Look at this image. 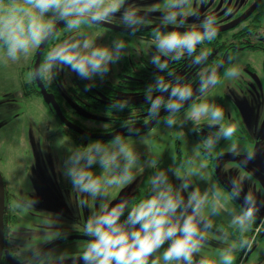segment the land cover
I'll list each match as a JSON object with an SVG mask.
<instances>
[{"label":"clouds","instance_id":"obj_1","mask_svg":"<svg viewBox=\"0 0 264 264\" xmlns=\"http://www.w3.org/2000/svg\"><path fill=\"white\" fill-rule=\"evenodd\" d=\"M190 3L191 0H166L158 25L151 29L149 43L154 51L149 62L157 71L145 88L147 114L159 119L163 111L167 114L162 121L164 125L183 127L190 122L197 133L201 122L206 120L212 131L205 140L212 148L221 140L233 137L238 128L234 121L225 119L224 104L207 98L192 103L194 95L203 96L219 83L220 76L217 66L203 67L211 49L198 48L206 41L215 40L216 17L208 14L189 21V15H197L194 10L185 11ZM113 18L130 34L141 31L148 23V13L135 0H5L0 3V49L3 50L0 55L12 62L27 57L30 50L54 36L56 24L63 21L69 36L48 50L31 77L39 80L46 74L50 83L57 71L66 67L82 79L103 78L127 54L128 45L118 35H113L108 43L98 44L89 39L82 26L111 24ZM184 61L202 69L197 73L195 90L191 82L170 67ZM238 73L239 68L233 65L225 70L224 76L236 77ZM188 104L191 107L186 109ZM126 105V99L113 101L116 110ZM139 163L134 145L129 144L127 136L117 133L109 144L93 140L66 147L62 174L72 190L110 201L113 186L131 183L140 171ZM110 167L113 171L104 175L103 170ZM143 167L151 169L155 161L148 159ZM170 171L180 180L179 184H173ZM229 183L228 197L234 201L242 198L239 210L226 206L228 197L223 196L215 182L203 192L193 189L186 196L187 185L175 169L157 168L150 176L143 198L130 205V198L123 195L89 216L81 228L87 243L78 253L32 245L23 264H69L70 261L72 264H161V261L163 264H233L235 243L222 250L218 261L194 260V254L200 252L207 240L206 233L213 226L210 216L222 211L228 213L231 225L241 233L257 218L261 207L257 193L244 192L243 182L235 178ZM34 200L35 197L31 203ZM81 203L86 206V201ZM60 235L57 233L56 237Z\"/></svg>","mask_w":264,"mask_h":264},{"label":"rangeland","instance_id":"obj_2","mask_svg":"<svg viewBox=\"0 0 264 264\" xmlns=\"http://www.w3.org/2000/svg\"><path fill=\"white\" fill-rule=\"evenodd\" d=\"M245 1L191 0L185 11L191 9L197 13L196 16L189 15L187 17L189 21L198 17L202 18L208 14L214 15L217 20V28L220 30L219 28L234 21L231 20L233 14L242 8ZM4 2L5 0H0V3ZM135 3L142 11L148 13L147 24L157 26L161 13L165 10L166 0H135ZM211 6H214V10L210 9ZM226 20L228 22H225ZM113 23L120 24L117 18H113L111 24ZM82 30L89 33L90 40L98 41L103 38L107 43L113 35L124 36L120 32L95 24L83 25ZM68 36L69 33L64 24L55 32L49 43L52 42L51 44L54 45L57 40H63ZM204 46L203 44L202 47L205 48L206 46ZM37 48L30 50L27 57H21L16 62L8 61L0 55V173L6 185V192L11 200V208L17 214L11 219V229H15L11 239V242H13L12 252L23 260L28 255L27 249L29 247L32 245L43 247L45 244L52 242L57 233L78 232L83 234L81 230L83 223L97 209L102 208L105 203L109 202L85 195L86 206L83 204L78 210L74 203L75 196L69 188L64 186V180L57 177L55 159L49 154V149L43 143V139L39 140L41 144L38 142L39 138L37 137H42L43 133L56 130L59 138L60 131L58 132V129H56V123L51 118L52 113L44 106L40 96L31 94L26 97L22 90L21 80L30 81L32 78L31 72ZM50 48L51 45L47 44L42 56L45 57ZM2 51L0 49V54H2ZM237 66H239L237 76L239 79L234 83V89L237 86L238 90L234 91L235 93L231 92V94L241 114V120L234 121L238 130L233 137L221 140L214 147L209 148L206 140L203 139L205 136L202 135L212 131L206 127V120V122H201V125L204 126L200 128L199 133L192 130L190 122L183 127L173 126L171 128L160 123L159 126L147 130L141 135L127 137L129 144L134 145L140 161L137 165L140 167L139 173H142L141 176L139 175L140 181L138 183L140 190L145 191L149 187L150 178L148 179L147 175L144 174L149 171V168H144L143 163L151 159L155 161V165L158 164V168L175 169L177 175L182 177L187 185L185 188L186 196L193 189L203 192L213 182L215 184L219 183L228 194L226 187L230 188L229 182L231 179L235 178L237 182L242 181L244 192L252 190L257 193V203L261 205L258 214L264 217V71L259 68L258 71L251 73L247 69L243 70L242 64ZM242 74H247V78ZM42 78L44 79L43 83L46 82V85L56 82L61 89H65L67 86L71 87V92L63 90V97L69 93L74 95L78 91L76 89L77 85H71L76 84L80 79L69 70L56 74L50 83L46 78V74ZM235 78L228 77L227 82L232 83L231 80ZM243 79L244 81H242ZM219 95L220 93L214 95L213 99ZM79 97L82 96L79 95ZM205 98L209 101L213 100L211 96ZM205 98H201V101ZM76 111L83 117L86 126L96 128L110 125L109 123H98L99 120L91 115L85 117V112L82 109ZM86 119L98 122H95V124H92V122L87 123L85 122ZM225 119L229 120V117H225ZM59 130L62 132V128H59ZM195 136L198 138L196 142L194 141ZM104 143L109 144L111 140ZM55 144L59 147L57 153L60 161H58L62 167L66 147L70 148L71 145L67 144L65 139H57ZM233 145H235V148H233ZM176 150L180 152L183 167L176 166ZM206 150L211 153V156L203 152ZM249 152L252 153L251 156L247 155ZM212 157L217 160L220 158L217 162V175L220 181L216 178V172L212 171L213 166L210 162ZM112 171L111 167L105 168L103 174L108 175ZM170 178L173 184L180 183L178 178L172 176L171 171ZM25 180L27 183H25ZM28 187L32 189L31 193L36 192L37 197L42 202L37 208L40 214L33 218L25 217L21 222L19 218L21 206L18 201L24 198ZM118 188L119 186H113L110 200L114 198ZM220 191L224 197H228L222 189ZM229 198L226 204L228 207H230ZM209 218L212 220L213 226L211 230L207 231V240L200 252L194 254V260L206 258L209 261H218L222 250L228 247L229 244L235 243V239L231 235L239 230L231 225L228 213L222 211L219 215L210 216ZM216 237L217 246H212ZM86 243L85 240H67L53 248L76 254ZM262 247H264V242ZM237 249L236 246L233 252V264L239 262L240 252ZM156 255L159 258V253ZM252 259L250 258L246 264L251 263ZM69 264H72V262L70 261ZM161 264H163V261H161Z\"/></svg>","mask_w":264,"mask_h":264},{"label":"flooded vegetation","instance_id":"obj_3","mask_svg":"<svg viewBox=\"0 0 264 264\" xmlns=\"http://www.w3.org/2000/svg\"><path fill=\"white\" fill-rule=\"evenodd\" d=\"M210 9L214 10V6H211ZM231 20H234L231 24L219 28L220 30H218L214 41L204 42V45L206 46L204 47L211 49V53L207 63L203 67L207 68L211 66H217L220 81L213 87L209 88L203 96L197 94L192 103H199L201 102V98L208 96H211L213 99L214 95L220 93V95L216 96L213 100L226 106L225 117H229V119L233 121H239L241 120V114L238 107L234 103L231 94V92L235 93L234 91L238 90L237 86L234 89V83L239 78H237V75L234 80H231L232 83L230 81L227 82L228 77L224 76V72L227 68L233 65L237 66L238 64H242V69H247L251 73L258 71L259 68L264 71V0H246L242 8L238 10L237 13L233 14ZM225 22L228 21L226 20ZM111 26L122 28V25L118 23H113ZM146 27H154V25L147 24ZM144 28L135 34H130L129 32H120L124 35L122 38L125 39L128 45L126 49L127 54L123 56L122 59L116 64L112 65L109 72L106 73L103 78L96 77L93 81H89L87 79L78 77L80 80L76 84L71 85H77L76 89L78 91L76 94L73 95L72 93H69L63 97V90H69V92H71V87L67 86L65 89H61L59 84L56 82H53L50 85H46V82L45 84L43 83L46 92L52 95L54 98V101L61 112L62 118L66 123L74 125L80 130L86 131L88 133L107 134L128 125L144 124L152 119V117L147 114L148 105L146 104L145 100V88L149 83L152 82L154 74L157 70L149 62L150 54L152 51H154V48L149 43L151 39V28L147 30ZM50 39L47 44H50L51 47L61 41L57 40L53 45L51 44L52 42L49 43ZM96 43L99 44L107 42L102 38L96 41ZM200 47H202V45L198 46V48ZM170 67L176 70L178 76H182L191 82L193 87L197 83V73L202 70L199 66H191L187 61L171 64ZM237 67L239 68V66ZM66 70L69 69L66 67L61 68L56 74L66 72ZM69 72L73 71L69 70ZM73 73L76 74L75 72ZM242 75L244 77L246 76L247 78V74ZM244 79L242 81H244ZM79 95L82 97L80 98ZM122 99L127 100V105L120 110L114 109L113 101ZM41 101L47 110L52 113L51 118L53 121H55L58 132L60 131V137H57L58 133L56 130L54 132L50 131L49 133L45 132L43 133L42 137H37L39 138L38 142L39 140L43 139V143L49 149V154H51L53 159H55V163L57 165L55 167L57 169L58 179L64 180V186L69 188L70 192L75 196V207H78V210H80L83 205L81 201H85V194H80L72 190L71 184L63 176L62 167L59 163L60 158L57 153L59 147L55 144V141L57 139H65L66 143L70 144L72 147V145L75 144L85 145L91 139H86L85 137L68 129L67 125L60 121L54 109L50 105L45 104L42 98ZM190 107L191 104L186 107V109ZM77 109H82L85 112V117L91 115L99 120L98 122L86 119L85 122L87 123L92 122V124H95V122H103L109 123L110 125L96 128L86 126V124H84L83 117L77 113ZM166 115L167 114H164L160 117L156 126H159V124L162 123ZM123 122L127 125L123 124ZM58 126L59 128H62V132L59 130ZM203 126L204 125H200V128ZM206 127L212 130L208 126ZM144 132L146 131H134L133 135L130 137L141 135ZM202 135L206 137L207 134ZM27 140L29 141L28 137ZM194 141H198L196 136ZM203 152H205L206 155L210 154L211 156V153L208 150ZM176 154V166L183 167V163L180 160V152L176 150ZM216 160L217 159L213 157L210 160V162L213 161V167H215V164H217ZM158 167V164H156L155 167L149 169V171L145 172L144 174L147 175L146 177L149 179ZM141 174L142 173H137L135 179H133L131 183H126L122 186H119L114 198L108 203L110 204L114 202L117 199L119 193L121 191H126L127 189L130 190L128 195L130 198V205L143 198L147 189L145 191L140 190L138 186ZM25 183H27L26 180ZM217 185L226 195H228L226 190L223 189L219 183ZM226 188L229 190V187ZM31 191L32 189H29L28 187V191H26L24 198L18 201L19 205L21 206V214L19 216L21 222L25 217L33 218L34 216L40 214V211L37 208L42 202L37 197L36 192L31 193ZM33 197H35V200L34 203H31ZM4 199V249L12 259H15L20 264H23V259L12 252L13 242H11V239L13 238V231H15V229H11V219L17 214L11 208V200L9 199V194L6 192V188ZM242 202L243 201L241 199L234 201L229 198L230 207L236 208L237 210H239V204ZM258 216H260L261 219H259ZM251 224L255 225V227L252 228L253 230L249 226L244 233L236 231V233L231 235L235 239V244L238 247L237 250H239L238 252H240L238 260L239 262L236 264H246L250 258L253 259L249 264H264V247H262V243L264 242V217L257 214V218ZM214 226L216 227V225ZM215 227L214 229L216 230ZM236 230L238 229L236 228ZM216 232L218 233L217 230ZM73 235L84 236V234L78 232L64 233L53 239L52 242L45 244L42 248L44 249L46 246L54 242H58V244L63 243L67 241V237ZM241 241H243L242 244ZM217 242L218 241L216 237L214 243H212V246H217ZM2 261L8 264L4 256Z\"/></svg>","mask_w":264,"mask_h":264},{"label":"water","instance_id":"obj_4","mask_svg":"<svg viewBox=\"0 0 264 264\" xmlns=\"http://www.w3.org/2000/svg\"><path fill=\"white\" fill-rule=\"evenodd\" d=\"M64 23L63 21H60L59 23L56 24V30L63 26ZM95 25H98L100 27H104V28H108V29H111V30H115V31H118V32H127L126 30H124L123 28H120V27H115V26H111V25H108V24H105V23H101V24H95ZM156 27V26H154ZM152 29L153 27H146L144 28L145 30L147 29ZM55 30V31H56ZM50 38L46 39L45 41H43L41 43V45L37 48V51H36V57H35V60H34V63H33V68H35V66L38 64V63H41V57H42V54L44 52V49H45V45L48 43ZM33 71V70H32ZM34 80V83L36 84V86L38 87L39 89V93H40V96L41 98L43 99V101L45 102V104L47 105H50L56 115L59 117L60 121L64 122L66 125H67V128L74 131L75 133L85 137L86 139H94V140H103V141H106V140H111L113 138V136L117 133H120L124 136H127V137H130L133 135V132L134 131H139V132H143V131H147V130H150L152 129L153 127H155L160 119V117L166 113H161V116L159 117V119H151L150 121H148L147 123H144V124H133V125H130V126H126V127H123V128H119V129H116L115 131L113 132H110V133H107V134H100V133H88L86 131H82L80 130L79 128H77L76 126L74 125H71L69 123H66L65 120L62 118V115H61V112L57 106V104L55 103L54 101V98L52 97V95L48 94L46 92V89L44 87V84L42 82L41 79L39 80ZM194 90L196 88V85L193 87ZM197 95H194L193 99L196 97ZM193 101V100H192ZM190 104L186 105V107H188ZM208 156H210V154H208ZM220 160V158L218 160H216V163ZM214 171L216 172V178L218 181L219 180V177L217 175V164H215V167H214ZM129 189H127L126 191H121L117 197L116 200L119 199L120 196H127L129 195ZM5 185H4V181H3V177L0 173V264H1V261H2V258L4 256L6 262L8 264H20L17 260L15 259H12L9 254L7 253V251H5L4 249V245H5V241H4V210H5ZM116 200L112 203H115ZM259 219L260 216H258ZM67 240H85L87 241V237L86 236H80V235H73V236H69L66 238ZM58 244V242H54V243H51L49 244L48 246H46L44 249L45 250H48V249H51L53 248L54 246H56Z\"/></svg>","mask_w":264,"mask_h":264},{"label":"trees","instance_id":"obj_5","mask_svg":"<svg viewBox=\"0 0 264 264\" xmlns=\"http://www.w3.org/2000/svg\"><path fill=\"white\" fill-rule=\"evenodd\" d=\"M61 27H59L57 29V31ZM35 57H36V54L34 55V59H35ZM43 59H44V56H42L41 62L43 61ZM41 80L44 82V79L43 78H41ZM21 86H22L23 93H24V95L26 97L27 96H30L31 94H35L36 96H40V94L38 93V88L36 87L33 78H31L30 81L21 80ZM40 98H41V96H40ZM211 163L213 164V161H211ZM212 171H214V167H213ZM4 218H5V214H4ZM250 227H255V225L254 224H251ZM1 264H6V263L2 261Z\"/></svg>","mask_w":264,"mask_h":264}]
</instances>
